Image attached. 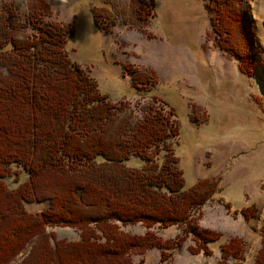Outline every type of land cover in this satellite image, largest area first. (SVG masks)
Segmentation results:
<instances>
[{
	"label": "trees",
	"instance_id": "1",
	"mask_svg": "<svg viewBox=\"0 0 264 264\" xmlns=\"http://www.w3.org/2000/svg\"><path fill=\"white\" fill-rule=\"evenodd\" d=\"M245 1L205 0L203 6L216 45L237 59L239 72L251 75L257 41ZM145 5L141 2L136 12L148 23L156 13ZM1 8L0 264H11L28 244L15 264H143L130 254L152 247L164 261L188 235L191 253H210L209 242L221 233L200 228L192 217L220 190V179L186 185L170 141L179 136L174 107L154 95L136 122L120 116L96 80L70 58L66 33L73 25L42 20L51 13L46 0H32L27 19L12 1ZM93 17L105 30L100 7ZM131 84L137 88L134 79ZM44 200L48 205L40 210L25 206ZM253 209L247 205L239 211L247 219ZM137 221L145 227L141 234L122 228ZM172 224L181 227L173 238L153 230ZM47 226L74 227L79 235L58 238ZM260 237L253 264H264V227ZM242 245L236 236L220 243L215 264H228Z\"/></svg>",
	"mask_w": 264,
	"mask_h": 264
},
{
	"label": "rangeland",
	"instance_id": "2",
	"mask_svg": "<svg viewBox=\"0 0 264 264\" xmlns=\"http://www.w3.org/2000/svg\"><path fill=\"white\" fill-rule=\"evenodd\" d=\"M6 1L13 2L22 19L28 18L32 0H0V14ZM46 1L51 13L42 20L73 25V31L66 33L70 58L96 80L120 116L126 114L136 122L154 95L174 107L179 136L177 142L175 137L170 141L186 185L204 177L220 179V190L192 217L200 228L221 233L218 240L209 242L210 253H191L193 239L188 235L167 260L159 261L155 247L131 253L132 259L143 264H215L221 259L219 244L236 236L242 240V250L226 263L253 264L264 227V0L245 1L257 41L251 75L239 72L237 59L216 45L205 0ZM141 2L156 13L148 23L137 17ZM98 7L105 30L93 17ZM133 159L128 164L133 165ZM224 201L231 206L226 208ZM47 205L46 200L25 203L31 211ZM247 205L254 209L246 219L239 210ZM122 228L131 234L145 230L140 221ZM45 229L63 239L79 235L70 226ZM153 230L162 238H173L181 227L154 225ZM30 245L11 264L25 256Z\"/></svg>",
	"mask_w": 264,
	"mask_h": 264
}]
</instances>
